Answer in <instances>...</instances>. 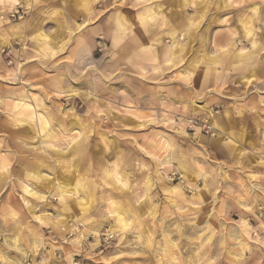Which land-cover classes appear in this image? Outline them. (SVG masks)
I'll list each match as a JSON object with an SVG mask.
<instances>
[{"label": "clouds", "instance_id": "clouds-1", "mask_svg": "<svg viewBox=\"0 0 264 264\" xmlns=\"http://www.w3.org/2000/svg\"><path fill=\"white\" fill-rule=\"evenodd\" d=\"M0 264H264V0H0Z\"/></svg>", "mask_w": 264, "mask_h": 264}]
</instances>
